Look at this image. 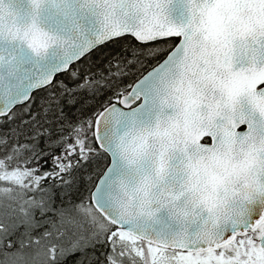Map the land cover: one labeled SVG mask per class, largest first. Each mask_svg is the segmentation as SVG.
<instances>
[{"label": "snow or ice", "instance_id": "obj_1", "mask_svg": "<svg viewBox=\"0 0 264 264\" xmlns=\"http://www.w3.org/2000/svg\"><path fill=\"white\" fill-rule=\"evenodd\" d=\"M0 264H264V0H0Z\"/></svg>", "mask_w": 264, "mask_h": 264}]
</instances>
